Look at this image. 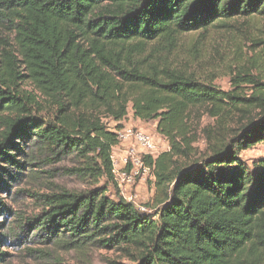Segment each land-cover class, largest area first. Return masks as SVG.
<instances>
[{"label":"trees","instance_id":"trees-1","mask_svg":"<svg viewBox=\"0 0 264 264\" xmlns=\"http://www.w3.org/2000/svg\"><path fill=\"white\" fill-rule=\"evenodd\" d=\"M257 20L264 0H0V162L24 168L9 152L31 140V161L73 158L71 174L91 185L42 195L19 228L133 264H264V156L242 159L264 145V41L245 32ZM221 32L246 43L213 47ZM129 110L170 147L144 157L150 212L114 183ZM201 130L207 153L195 147Z\"/></svg>","mask_w":264,"mask_h":264},{"label":"rangeland","instance_id":"rangeland-1","mask_svg":"<svg viewBox=\"0 0 264 264\" xmlns=\"http://www.w3.org/2000/svg\"><path fill=\"white\" fill-rule=\"evenodd\" d=\"M261 22L260 20L256 21ZM264 25L257 24L256 27L247 29V37L255 41H264ZM213 47H219L221 50L230 47L233 43L245 44L243 36L237 33H213L210 39ZM247 47V46H245ZM223 88H228V78H224L217 82ZM127 121H135L132 111L129 110V119ZM128 122V123H129ZM126 126L134 125L128 124ZM202 128L214 125L213 120L208 117L202 119ZM233 127V129H232ZM232 131L227 136L233 134L238 126L233 125ZM146 132L157 134L156 123L152 122L142 128ZM5 130L0 126V134ZM159 139V146L164 145V152L169 151L170 147L167 140L160 135H155ZM197 142L195 147L200 153H207L208 141L202 130L196 136ZM22 150V154L18 150L13 149L9 152L11 156L16 157L15 160L24 164V168L17 169L4 162L0 165L4 172L0 173V255L6 254L4 262L0 264H133L128 258L123 256L116 250L97 249L80 253L79 251H69L61 248L56 244V239L50 243H44L42 235L36 232L35 228L29 230L20 229V220L25 221L39 215L44 207L42 195L50 194L59 190L83 192L91 188V185L82 182L78 177L71 174L70 170L74 167V159L70 158L63 162H56L50 165L42 164L43 160L37 159L31 161L33 156V143L31 140H16ZM124 148L126 149L125 145ZM120 144L117 147H122ZM114 148L112 158L115 156L117 162H121L125 149L117 150ZM163 148V147H162ZM123 151V152H122ZM162 153V152H161ZM264 156V145L246 151L242 154L244 163L252 167L253 163ZM35 158V156H34ZM113 161V159H112ZM113 163V162H112ZM140 181L131 189V193L137 195L138 205L145 207L149 212L154 206V197L156 188L149 178L145 184H141L142 188L138 193L135 189ZM112 195L116 196V191L112 186L110 188ZM109 192L108 196H111ZM22 224V226H24Z\"/></svg>","mask_w":264,"mask_h":264},{"label":"built area","instance_id":"built-area-1","mask_svg":"<svg viewBox=\"0 0 264 264\" xmlns=\"http://www.w3.org/2000/svg\"><path fill=\"white\" fill-rule=\"evenodd\" d=\"M120 146L125 145L126 149L121 162H117L113 156L114 183L122 193L125 200L137 205L141 211H148L145 207L138 205L137 195L132 194L131 189L140 181L136 187L139 193L141 184H145L149 178L155 182L154 168L146 164L144 157H156L163 148L159 146V139L139 127L126 126L118 132ZM164 146V145H163Z\"/></svg>","mask_w":264,"mask_h":264},{"label":"crops","instance_id":"crops-1","mask_svg":"<svg viewBox=\"0 0 264 264\" xmlns=\"http://www.w3.org/2000/svg\"><path fill=\"white\" fill-rule=\"evenodd\" d=\"M127 123L128 122H126L124 125H127ZM128 124H130V125H134V126H136V127H139V128H145L146 127V125L145 124H143V123H141L139 120H136V121H133V122H129ZM122 146V145H121ZM163 147V149L165 148L164 146H162ZM125 149L124 148V146H122V147H117V150H121V149ZM123 152V151H122ZM142 188V185L140 186V188H139V192H140V189Z\"/></svg>","mask_w":264,"mask_h":264}]
</instances>
